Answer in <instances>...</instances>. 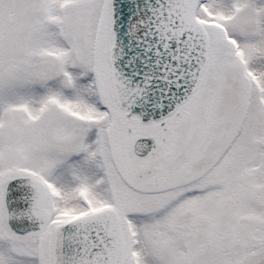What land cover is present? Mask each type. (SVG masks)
I'll return each mask as SVG.
<instances>
[{
	"label": "snow or ice",
	"instance_id": "obj_1",
	"mask_svg": "<svg viewBox=\"0 0 264 264\" xmlns=\"http://www.w3.org/2000/svg\"><path fill=\"white\" fill-rule=\"evenodd\" d=\"M0 264H264V0H0Z\"/></svg>",
	"mask_w": 264,
	"mask_h": 264
}]
</instances>
